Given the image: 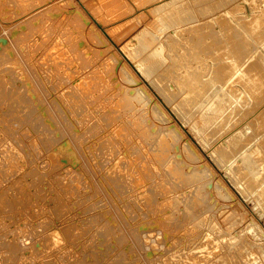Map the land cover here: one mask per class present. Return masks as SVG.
Segmentation results:
<instances>
[{"label":"rangeland","instance_id":"obj_1","mask_svg":"<svg viewBox=\"0 0 264 264\" xmlns=\"http://www.w3.org/2000/svg\"><path fill=\"white\" fill-rule=\"evenodd\" d=\"M158 1L0 0V264H264V93L216 121L194 106L224 68L232 36L259 39L248 30L254 20L264 33V15L245 18L264 0H167L149 10ZM148 47L157 56L142 62ZM162 140L166 163L155 156ZM197 194L211 205L200 225L182 232L162 221L190 214Z\"/></svg>","mask_w":264,"mask_h":264},{"label":"bare ground","instance_id":"obj_2","mask_svg":"<svg viewBox=\"0 0 264 264\" xmlns=\"http://www.w3.org/2000/svg\"><path fill=\"white\" fill-rule=\"evenodd\" d=\"M207 1V0H206ZM174 2V1H173ZM192 2V1H191ZM203 3V2H202ZM251 3H254V2H251ZM154 5H153V7H150V9L149 10H151L152 12H154V11H159V10H161V9H164L165 7H167V5H169L168 4V2H167V0L165 1V0H160V1H158V2H156V3H153ZM150 5H152V4H150ZM198 5V4H197ZM221 5V4H220ZM255 5V4H254ZM175 7H177V6H175ZM185 7V6H184ZM191 8V7H190ZM181 9H183V8H179V9H177V11L175 12V16L177 17L178 16V18L177 19H180V18H185V11L183 12ZM251 10H249V11H252V12H249V11H247V14L245 15V18H249V17H251V18H257V17H262L261 15H264V2H261V6H259V11H257V9L256 8H254V7H251L250 8ZM228 9H226V10H224L223 12H225V13H227V12H229V11H227ZM196 12V11H195ZM238 12V11H237ZM157 13V12H156ZM164 13V12H163ZM187 13V12H186ZM200 13V12H199ZM236 13V12H235ZM239 13V12H238ZM250 13H254V15H252L251 16V14ZM173 14V13H172ZM171 14V15H172ZM229 14V13H228ZM234 14V13H233ZM255 14H257V15H255ZM221 15V14H220ZM157 16V15H156ZM235 16H236V14H235ZM166 17V16H165ZM169 17V16H168ZM212 17V16H211ZM241 17V16H240ZM175 18V17H174ZM244 18V19H245ZM264 18V17H263ZM167 19V18H166ZM170 19H172V18H170ZM197 19V18H196ZM234 19V18H233ZM183 20V19H182ZM188 20V19H187ZM205 20V19H204ZM241 20V19H240ZM162 21V20H161ZM180 21V20H179ZM255 21H257V20H254V22L252 23V24H248V30L249 31H251V33L253 34V35H255V37H257V38H259V39H255L254 41H252V42H249V41H246L248 38H247V32H246V30L243 32V33H241L240 35H237V34H234L233 36H232V38H231V45H230V49H225L224 51H222L221 53H222V55L224 56L223 57V60H225V66H224V68L222 67V70L218 73V75H217V80H215V81H213V83H212V87H210V86H206L207 88L206 89H203V93H204V97L205 98H203V99H205V102L203 103V104H198V106H197V104L196 105H194L195 106V110L196 111H198L197 110V108L198 109H200V111H203L204 112V110H211V112H213V116L216 114V117H215V121L216 120H220L226 113H229V114H233V112L234 111H237V114H238V111H242L243 109H244V105H246L245 107H247V106H249L250 104H249V101L248 100H254V99H256V98H258L260 95H262L263 93H264V33L262 34L261 33V29H259V23L257 22V23H255ZM157 23H159V22H157ZM178 23V22H177ZM212 23V22H211ZM236 23V22H235ZM218 24V23H217ZM169 25V24H168ZM168 25H166L164 28H167V26ZM200 26V25H199ZM203 27V26H202ZM240 27V26H239ZM159 28V27H158ZM161 28V27H160ZM163 28V29H164ZM184 28V27H183ZM182 28V29H183ZM163 29H162V31H160V33H158V34H160L159 36L157 35V37L155 38V40H159V42H158V44L160 43V45L163 43L162 41V38L164 37V38H167L168 37V33H164V31H163ZM208 29V28H207ZM217 29H218V27H217ZM209 30V29H208ZM207 30V31H208ZM219 30V29H218ZM233 30V29H232ZM235 30V29H234ZM242 30V29H241ZM12 31V30H11ZM156 31V30H155ZM159 31V30H158ZM199 31V30H198ZM13 33L15 32V31H12ZM145 32V31H144ZM143 32V33H144ZM239 32V31H238ZM146 33V32H145ZM183 33V32H182ZM181 33V34H182ZM189 33V32H188ZM206 33V32H205ZM213 33H214V30H213ZM237 33V32H236ZM261 33V35H259ZM148 34V33H147ZM186 34V33H185ZM215 34H216V32H215ZM218 34V33H217ZM221 34V33H220ZM239 34V33H238ZM140 35V34H139ZM141 35H142V33H141ZM140 35V36H141ZM164 35V36H163ZM178 35V34H177ZM219 35V34H218ZM236 35V36H235ZM143 36V35H142ZM174 36V35H173ZM200 36V35H199ZM222 36V35H221ZM224 36V35H223ZM155 37V36H154ZM177 37V36H176ZM179 37V36H178ZM190 37V36H189ZM192 38V37H191ZM197 38V37H196ZM173 39H175V37L173 38ZM188 39V38H187ZM205 39V38H204ZM141 40V39H140ZM180 40V39H179ZM183 40V39H182ZM139 41V40H138ZM174 41V40H173ZM200 41V40H199ZM169 42H171L170 40H169ZM186 42V41H185ZM195 42V41H194ZM220 42V41H219ZM174 43V42H173ZM178 43V42H177ZM197 43V42H196ZM250 43H251V47H250ZM139 44H140V42H139ZM142 44V43H141ZM150 45H152L153 43L152 42H150L149 43ZM168 44V43H167ZM255 45L254 47H253V45ZM138 45V44H137ZM146 45H148V44H146ZM145 45V46H146ZM155 45H157V43L155 44ZM194 45V44H193ZM141 46V45H140ZM163 46V45H162ZM161 46V47H162ZM186 46V45H185ZM227 47V46H226ZM149 48V47H148ZM147 48V49H148ZM156 48V47H155ZM155 48H153V47H151V48H149L148 49V51L146 52L148 55H147V57L145 56V57H141L142 59H141V61L143 62L146 58H149L150 57V55L152 54V50L153 49H155ZM163 48V47H162ZM167 48V47H166ZM173 48V47H172ZM181 48V47H180ZM192 48H193V46H192ZM137 49V48H136ZM143 49H146V48H143ZM142 49V50H143ZM200 49V48H199ZM139 50V49H138ZM151 50V51H150ZM176 50H178V49H176ZM185 50V49H184ZM210 50H211V48H210ZM209 50V51H210ZM160 51H161V49H160ZM181 51V50H180ZM136 52V51H135ZM165 52V51H164ZM164 52H163V54H164ZM176 52V51H175ZM143 53V52H142ZM141 53V54H142ZM172 53H174L173 51H172ZM185 53V52H184ZM186 53H187V51H186ZM189 53V52H188ZM203 53H205V52H203ZM153 54H155L156 56H157V51H154L153 52ZM152 54V55H153ZM208 54V53H207ZM167 55H168V53H167ZM166 55V56H167ZM205 55V54H204ZM165 56V57H166ZM207 56V55H206ZM140 57V56H139ZM161 57V56H160ZM192 57H197V54L195 53H193V55H192ZM152 58V57H151ZM157 58V57H156ZM167 58V57H166ZM159 59V58H158ZM169 59V58H168ZM199 59V58H198ZM217 59H220V58H217ZM189 60V59H188ZM221 60V59H220ZM140 61V62H141ZM156 61V60H155ZM141 62V63H142ZM166 62V61H165ZM185 62H187V61H185ZM217 62V61H216ZM216 62H214V63H216ZM222 62V61H221ZM148 63V62H147ZM160 63V62H159ZM162 63H164V62H162ZM174 63V62H173ZM181 63V62H180ZM152 64H154V63H152ZM158 64V63H157ZM156 64V65H157ZM188 64V63H187ZM143 66H141V67H145L146 66V71L145 70H142L141 69V67H140V65H138L139 67H140V69L142 70V72L145 74V75H147V76H150L152 73L150 72L151 71V68L150 67H148L149 65H151L150 63H148L147 65H144V64H142ZM207 65V64H206ZM161 66V65H160ZM174 66V65H173ZM204 66V65H203ZM215 67H218V65H216ZM178 68H180V67H178ZM184 68V67H183ZM196 68V67H195ZM198 68V67H197ZM159 69V68H158ZM184 69H186V68H184ZM156 70V69H155ZM183 70V69H182ZM207 70V69H206ZM208 70H209V68H208ZM197 71V70H196ZM207 74V73H206ZM165 76V75H164ZM186 76H189L188 74L186 75ZM205 76V75H204ZM204 76H202V77H204ZM214 77V76H213ZM181 78V77H180ZM201 78V77H200ZM205 78V77H204ZM195 80V79H194ZM213 80V79H212ZM169 81V80H168ZM188 81V80H187ZM171 82V81H170ZM196 82V81H195ZM183 83L184 82H180V84H182L183 85ZM187 83V85L190 83V81H188V82H186ZM171 85H173V84H171ZM190 85V84H189ZM189 85H188V90L189 91H191L192 89H193V87H190L189 88ZM199 86V85H198ZM196 89V88H195ZM197 90V89H196ZM181 92V91H180ZM5 93H6V91H5ZM4 93V94H5ZM1 94V93H0ZM179 95V94H178ZM2 97H3V95H2ZM139 100V95H137V94H134V95H131V96H125L124 98H121V100L123 101V106H127V105H129L130 104V102H134V101H136V100ZM248 99V100H247ZM77 100V99H76ZM79 100V99H78ZM197 100V99H196ZM247 100V101H246ZM81 101V100H80ZM182 101V100H181ZM195 101V100H194ZM198 101V100H197ZM199 101H202V99L201 100H199ZM82 102V101H81ZM84 102V101H83ZM83 102L81 103V105L83 104ZM141 102V101H140ZM139 102V103H140ZM186 102V101H185ZM197 103H199V102H197ZM86 104V103H85ZM142 105V104H141ZM83 106V105H82ZM178 107H179V105H177ZM193 106V107H194ZM243 106V107H242ZM130 107V106H129ZM197 107V108H196ZM242 107V108H241ZM124 110H127L126 108H123ZM191 109H193V108H191ZM131 109L129 108V111H130ZM152 110V109H151ZM150 110V111H151ZM182 110V109H181ZM134 111H136L135 109H134ZM183 111V110H182ZM185 112H186V110H184ZM246 111H249V109H247ZM125 112H127L128 113V111H125ZM155 112V111H154ZM199 112V111H198ZM202 112V113H203ZM206 112H208V111H206ZM152 113V112H151ZM188 113V112H187ZM190 113V112H189ZM188 113V114H189ZM11 114V113H10ZM13 114V113H12ZM129 114V113H128ZM134 114V113H133ZM133 114H131V115H133ZM185 114V113H184ZM200 113H198V115H199ZM206 114H211V113H205V115ZM4 115V114H3ZM154 115V114H153ZM197 115V116H198ZM241 115V114H240ZM141 116H143V115H141ZM207 116V115H206ZM237 116V115H236ZM263 116V113H261L258 117L257 116H255V117H253V118H251L250 119V121L247 119V120H245L237 129H235L233 132H231V133H229L228 135H226V136H224L223 138H221V140L219 141V146L217 147V150L219 149V148H221V146H224L227 142H229V141H231V139L233 138L234 139V137H236V136H240L242 133H243V131L244 130H246L247 129V126L250 124V123H253V122H256V121H258L261 117ZM1 117V116H0ZM7 117V116H6ZM201 119H202V114H201ZM208 117V116H207ZM210 117V116H209ZM240 117V116H239ZM219 118V119H218ZM231 118V117H230ZM233 118H235V117H233ZM201 119H200V121H198V122H201ZM1 120V119H0ZM199 120V119H198ZM202 120H204V118L202 119ZM4 121V120H3ZM208 121H210L209 119H208ZM207 120H206V125L207 124H210V125H212V124H215L216 122L215 121H210V123L208 122ZM232 121V120H231ZM8 122V121H7ZM6 122V123H7ZM215 122V123H214ZM219 122V121H218ZM221 122H223L222 123V125H221V129H223L222 127L223 126H228V123L230 124V122H228V123H226L225 124V119H223ZM194 123H196V122H194ZM202 123V122H201ZM1 124V123H0ZM127 124H128V122H127ZM225 124V125H224ZM198 125H200V127L199 126H196L197 127V129L198 128H200L201 129V124L199 123ZM205 125V124H204ZM203 125V126H204ZM218 125V124H217ZM3 127H5L4 125H2ZM90 126V125H89ZM91 126H94V125H91ZM129 126H131L130 124H129ZM209 126V125H208ZM207 126V127H208ZM219 126V125H218ZM192 127H193V125H192ZM212 127V126H211ZM257 127V126H256ZM6 128V127H5ZM94 128V127H93ZM195 128V127H194ZM205 128H206V126H205ZM262 128V127H261ZM97 129V128H96ZM122 129H123V127H122ZM128 129V128H127ZM196 129V130H197ZM199 129V130H200ZM207 129V128H206ZM227 129H229V128H227ZM248 129H250V128H248ZM6 130V129H5ZM202 130V129H201ZM211 130V129H210ZM214 130V129H213ZM216 130V129H215ZM251 131V130H250ZM260 131V130H259ZM6 132V131H5ZM142 132H145L146 133V131L145 130H141V133ZM199 133H201L200 131H198ZM205 132V131H204ZM208 132V131H207ZM209 132H211V131H209ZM219 132V131H218ZM247 132H248V130H247ZM203 133V132H202ZM222 133V132H221ZM144 134V133H143ZM215 134V133H214ZM253 134V133H252ZM206 135V134H205ZM210 135H212V134H210ZM208 136V135H207ZM215 136H216V134H215ZM250 136V135H249ZM205 137V136H204ZM212 137V136H211ZM257 137V136H256ZM229 138V139H228ZM241 138V137H240ZM258 138V137H257ZM172 139V138H171ZM207 139V138H206ZM251 139H253V137L251 138ZM168 140H170V139H168ZM168 140L167 141H160V143L158 142V145L161 147V148H158L157 147V150H155V156L157 157V158H159L161 161H162V163L163 162H168L170 159H171V157H170V149H169V147L168 146H166V145H169V142H168ZM235 140V139H234ZM246 140V139H245ZM256 140V139H255ZM243 141V140H242ZM250 141V140H249ZM239 142V141H238ZM237 142V143H238ZM245 142V141H244ZM257 143V142H256ZM223 144V145H222ZM235 144V143H234ZM239 145H241V143H238ZM250 144V143H249ZM231 145V144H230ZM244 145V144H243ZM255 145V144H254ZM163 146H166V147H163ZM232 146V145H231ZM235 146L237 147V144H235ZM251 146V145H250ZM249 146V147H250ZM235 147V148H236ZM253 147V146H252ZM230 148V147H229ZM248 148V147H247ZM243 149V148H242ZM224 150V149H223ZM230 150V149H229ZM232 150V149H231ZM245 150V149H244ZM252 150V149H251ZM243 151V150H242ZM242 151H241V154H242ZM256 151V150H255ZM260 151V150H259ZM237 152V151H236ZM244 152V151H243ZM226 153V152H225ZM224 153V154H225ZM229 153V152H228ZM248 153V152H247ZM253 153H254V151H253ZM252 153V154H253ZM236 154V153H235ZM238 154V153H237ZM249 154V153H248ZM251 154V153H250ZM249 154V155H250ZM246 155V154H245ZM227 156V155H226ZM232 156H233V154H232ZM190 157V156H189ZM229 157H230V155H229ZM237 157H238V155H237ZM245 157V156H244ZM264 157V156H263ZM154 158V157H153ZM228 158V157H227ZM233 158V157H232ZM242 158V157H241ZM158 159V160H159ZM255 159V158H254ZM227 160V159H226ZM232 160V159H231ZM230 160V161H231ZM160 161V162H161ZM232 162H233V160H232ZM172 164H173V162H171ZM238 164V163H237ZM242 165V164H241ZM244 165H246L245 164V162H244ZM243 165V166H244ZM240 166V165H239ZM261 166V165H260ZM252 168V167H251ZM250 168V169H251ZM233 170H234V168H232ZM244 169H245V167H244ZM247 169V168H246ZM253 169H255V167H253ZM235 170H236V168H235ZM234 170V171H235ZM238 170V169H237ZM256 170V169H255ZM170 171H171V173L174 175V174H176V173H180V169L179 168H177L175 165H173V166H170ZM250 171V170H249ZM235 173V172H234ZM232 174V173H231ZM253 174V173H252ZM183 176H184V181H187L188 182V180L190 179V178H192V176L194 175V173H191V174H182ZM124 176V175H123ZM233 176V175H232ZM234 177V176H233ZM237 177V176H236ZM244 177V176H243ZM262 177V176H261ZM239 178V177H238ZM123 179V178H122ZM237 179V178H236ZM262 180V179H261ZM117 181V180H116ZM123 181V180H122ZM264 181V180H263ZM19 182V181H18ZM124 182V181H123ZM190 182V181H189ZM239 182V181H238ZM242 182V181H241ZM240 182V183H241ZM246 182V181H245ZM257 182H258V180H257ZM256 182V183H257ZM20 183V182H19ZM117 183V182H116ZM120 183H121V181L119 182V185H118V187H120ZM247 183V182H246ZM262 183V182H261ZM59 184V183H58ZM243 184V183H242ZM16 185V183L15 184H13V186H15ZM20 185H21V183H20ZM241 185V184H240ZM260 185V184H259ZM239 186V185H238ZM261 186V185H260ZM16 187V186H15ZM66 187H67V185H66ZM241 187H243V185L241 186ZM241 187H240V189H241ZM252 187V186H251ZM19 188V187H18ZM14 189V188H13ZM24 189V188H23ZM58 189H59V187H58ZM18 190V189H17ZM59 190H62V189H59ZM69 190V189H68ZM72 190V189H71ZM243 190V189H242ZM257 191V190H256ZM256 191H255V193H256ZM22 192H24V191H22ZM60 193H62L61 191H60ZM67 194H68V192H66ZM141 193H143V192H141ZM140 193V194H141ZM66 194V195H67ZM247 194V193H246ZM65 195V196H66ZM72 195V194H71ZM199 195L200 194H197L196 196H195V198H194V200L193 199H189L190 200V204L189 203H187L186 204V206H189L190 207V214H188L187 212H185L184 213V215H180V218L178 219H176V220H173V221H171V222H169V221H167V220H164V218L162 219V221L166 224V225H168L170 228H173V229H176V230H181L182 232H187L188 230H189V227H190V224H192L193 222H195L194 223V225L196 226L197 224H199L200 223V218L199 217H202V215L205 213V212H207L208 211V209H209V207L211 206V205H207V204H201V202H200V200H199ZM249 195V194H248ZM248 195H247V197H248ZM250 195H251V193H250ZM249 195V196H250ZM3 196V195H2ZM1 196V197H2ZM63 196V195H62ZM75 196V195H74ZM64 197V196H63ZM175 197V196H174ZM67 198V197H66ZM66 198H65V200H66ZM76 198V197H75ZM74 198V199H75ZM3 199H4V197H3ZM6 199V198H5ZM148 200L150 199V197H148L147 198ZM175 199V198H174ZM26 200V199H25ZM169 200V199H168ZM5 201V200H4ZM27 201H29V200H27ZM76 201H77V199H76ZM171 201H173V199L171 200ZM177 201V200H176ZM169 202V201H168ZM175 202V201H174ZM173 202V203H174ZM189 202V201H188ZM252 202V201H251ZM1 203V202H0ZM26 203V202H25ZM57 203V202H56ZM259 203L261 204V205H263V207H264V196H260V198H259ZM2 204V203H1ZM5 204H7V203H5ZM175 205L177 204V202H175L174 203ZM173 204V207L175 206ZM56 205V204H55ZM71 205V204H70ZM167 205V204H166ZM170 205V204H169ZM172 206V205H171ZM5 207V206H4ZM3 207V208H4ZM9 207V206H8ZM7 207V208H8ZM160 208L161 207H164V205H160L159 206ZM257 207V206H256ZM164 208H166V207H164ZM170 208V207H169ZM172 208V207H171ZM0 209H2L1 207H0ZM2 211V210H1ZM29 211V210H28ZM166 215V213H164V215H163V217ZM6 216V215H5ZM8 216V215H7ZM4 217V216H3ZM1 218H2V215H1ZM10 218V216H8V219ZM0 221H1V219H0ZM91 222H92V220H91ZM94 222V221H93ZM87 224V223H86ZM86 224H84V227H85V225ZM91 224H93V223H91ZM189 224V225H188ZM83 224L81 223V226H82ZM200 225V224H199ZM87 226V225H86ZM92 226V225H91ZM71 228V227H70ZM88 228H89V226H88ZM72 229V228H71ZM86 229H87V227H86ZM86 229H85V231H86ZM91 229V228H90ZM67 230V229H66ZM82 230V229H81ZM88 230V229H87ZM69 231H70V229H69ZM75 231V230H74ZM84 231V232H85ZM92 231V230H91ZM250 231V230H249ZM251 232V231H250ZM77 233H78V231H77ZM91 233V232H90ZM71 234V233H70ZM208 235V233L206 234V236ZM82 236H84V234H82ZM81 236V237H82ZM86 236H87V234H86ZM56 236H54V238H55ZM64 237V236H63ZM65 237H67L66 236V234H65ZM240 237H242V236H240ZM70 238H71V236H70ZM73 238H76V237H73ZM86 239H87V237H85ZM84 238V239H85ZM68 239H69V237H68ZM198 240V239H197ZM245 240V239H244ZM4 241V240H3ZM3 241H2V243H3ZM65 241H67V240H65ZM80 241V240H79ZM196 241V240H195ZM241 241H242V239L240 240V243H241ZM77 242V241H76ZM82 242V241H81ZM86 242H87V240H86ZM91 242V241H90ZM185 242V241H184ZM193 242H194V240H193ZM246 242H247V240L245 241V244H246ZM12 243V242H11ZM183 243V242H182ZM189 242H187V244H188ZM191 243V242H190ZM244 243V242H243ZM13 244V243H12ZM55 244V243H54ZM54 244H53V246H54ZM72 244V243H71ZM88 244V243H87ZM90 244V243H89ZM184 244V243H183ZM9 245H11L10 243H9ZM76 245H77V243H76ZM79 245V244H78ZM80 245H82V244H80ZM191 245H192V243H191ZM56 246V245H55ZM54 246V247H55ZM72 246H73V244H72ZM185 246V245H184ZM190 246V245H189ZM196 246H198L197 244H196ZM239 246H240V244H239ZM242 246V245H241ZM249 246V245H248ZM83 247V246H82ZM195 247V246H194ZM241 248V247H240ZM56 249V248H55ZM188 250V249H187ZM240 250V249H239ZM245 250H246V247H245ZM245 250L243 251V253L245 252ZM64 251H66V249L64 250ZM63 251V252H64ZM61 252V251H60ZM94 253H95V251H93ZM92 253V252H91ZM93 253V255H96V253L94 254ZM98 253V252H97ZM192 253V252H191ZM186 254V253H185ZM190 254V253H189ZM98 255V254H97ZM96 255V258L98 257ZM241 255V254H240ZM70 256V255H69ZM189 256V255H188ZM228 256V255H227ZM239 256V255H238ZM238 256H236V257H238ZM64 257V256H63ZM224 257H226V256H224ZM240 257V256H239ZM93 258H95V257H93ZM95 258V259H96ZM193 258V257H192ZM228 258H230V257H228ZM95 259H94V261H95ZM226 259V258H225ZM224 259V260H225ZM236 259H238V258H236ZM231 260V259H230ZM235 260V259H234ZM242 260V259H241ZM93 261V262H94ZM248 261V260H247ZM239 262V261H238ZM241 262V261H240ZM237 263V262H236ZM250 263H252V262H250ZM249 263V264H250ZM257 263V262H256ZM195 264V263H194ZM220 264H224L223 262L222 263H220ZM227 264H229V263H227ZM233 264V263H232ZM242 264V263H241Z\"/></svg>","mask_w":264,"mask_h":264}]
</instances>
